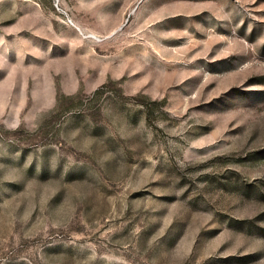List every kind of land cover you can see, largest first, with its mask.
Instances as JSON below:
<instances>
[{
	"label": "rangeland",
	"instance_id": "rangeland-1",
	"mask_svg": "<svg viewBox=\"0 0 264 264\" xmlns=\"http://www.w3.org/2000/svg\"><path fill=\"white\" fill-rule=\"evenodd\" d=\"M0 264H264V0H0Z\"/></svg>",
	"mask_w": 264,
	"mask_h": 264
}]
</instances>
